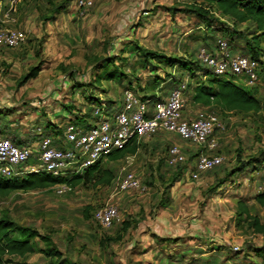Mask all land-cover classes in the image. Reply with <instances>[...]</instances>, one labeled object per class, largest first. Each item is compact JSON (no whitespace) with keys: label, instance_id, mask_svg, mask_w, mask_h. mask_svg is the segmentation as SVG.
<instances>
[{"label":"rangeland","instance_id":"rangeland-1","mask_svg":"<svg viewBox=\"0 0 264 264\" xmlns=\"http://www.w3.org/2000/svg\"><path fill=\"white\" fill-rule=\"evenodd\" d=\"M61 1L21 0L12 11L11 25L26 31L28 38L19 47L0 48V129L5 130L0 137L17 132L32 145L37 138L31 137L30 130L37 125L53 131L61 130V125L79 113L90 119L96 102L87 98L90 94L120 106L124 89L131 87L142 96L146 93L142 87L149 88L155 77H160L157 94L166 96L172 88L169 73L179 78L183 71L159 59L144 66L140 47L167 56L199 59L203 49L214 52L217 40L224 38L232 52L243 54L239 48L256 33L249 22L237 25L217 14L220 21L211 27L181 10L202 0H94L83 15L74 0L66 10L55 12ZM221 26L237 29L243 36L230 40L219 30ZM261 40L264 62V36ZM106 59L114 63L104 64ZM41 63L39 75L19 85L22 75ZM116 67L126 72L122 83L96 82L97 75ZM182 80L191 83L187 73ZM235 82L243 85L237 77ZM191 87L186 97L187 109L193 115L205 107L191 101ZM253 90L262 104L257 113L224 115L218 109L211 110L220 115L226 128L217 134V148L206 152L222 155L224 161L201 173L197 180L189 173L195 153L205 149L175 133L161 132L143 140L130 158L102 159V167L116 173L112 185H82L63 194L54 187L16 191L0 197V216L7 213L19 224L50 233L64 257L83 264H264L258 253L264 246V234L255 232L237 213L238 201H243L264 223V205L255 199L264 190V68ZM64 104L74 105L73 110L65 109ZM172 144L184 151V164L168 165L167 149ZM251 160L233 175L242 163ZM127 171L148 188L120 191L119 177ZM222 179L224 182L218 183ZM107 204L116 205L119 215L110 227L95 218V211ZM88 205L92 206L90 217L84 214ZM128 220L132 226L124 231L122 222ZM118 235L123 238L106 246L100 244L105 236ZM45 247L39 242L37 252L12 256L7 264H55V258L40 251Z\"/></svg>","mask_w":264,"mask_h":264},{"label":"built area","instance_id":"built-area-1","mask_svg":"<svg viewBox=\"0 0 264 264\" xmlns=\"http://www.w3.org/2000/svg\"><path fill=\"white\" fill-rule=\"evenodd\" d=\"M20 1L0 0V48L19 47L27 41L26 31L11 25L12 11ZM74 1L82 15L94 3V0ZM199 60L218 75H234L245 86H253L259 79V61L250 55L233 54L224 38L217 40L215 52L203 49ZM187 90V80L178 82L166 96L157 98H146L126 88L122 105H110L106 101L95 103L90 119L84 117V121H79L71 118L60 126L59 133L39 125L33 127L30 131L37 141L32 145L20 146L9 137H0V175L12 178L43 172L71 178L133 140L142 141L158 133L169 132L205 149L199 153L195 167L189 173L192 179L197 180L201 173L223 163L222 155L206 151L217 148V134L226 126L218 113L207 108L192 115L187 109ZM186 158L178 144L169 147L166 156L169 165L183 163ZM117 188L120 191H145L148 187L136 174L127 171L119 177ZM54 189L63 194L72 187L67 182H61ZM95 218L104 227H110L119 220L118 208L107 204L97 209Z\"/></svg>","mask_w":264,"mask_h":264},{"label":"trees","instance_id":"trees-1","mask_svg":"<svg viewBox=\"0 0 264 264\" xmlns=\"http://www.w3.org/2000/svg\"><path fill=\"white\" fill-rule=\"evenodd\" d=\"M70 1L71 0H62L56 7H54L55 12L59 13L66 10ZM171 9H175V7H171ZM181 10L195 15L203 23L211 27L214 26L215 22L220 21L217 17V14H219L221 17H227L233 22V24L238 25L249 22L250 24L254 25L256 32L255 35H253L251 39H247L245 41V44L240 47L239 50L246 53L243 54L250 55L251 57L259 61L260 75V72H262L264 68V62L262 60L263 54L261 53V36H264V0H202L200 4L191 3L184 5L183 9ZM220 23L224 24L222 22ZM219 30L223 34L229 35L230 40H234V38L236 37L241 38L243 36V33L237 29L230 31V29L221 26ZM210 36L214 37V35ZM139 51L141 53V57L143 58L144 66L147 65V63L152 59H159L161 63H165L166 65H169L171 67L179 66V69L183 71L179 78L175 74L169 73V75L172 77L170 79V84L172 87H174L178 82L182 81V77L187 73L191 78V83L188 82V87L191 84L192 94L190 98L194 104L204 106L205 108L207 107V109L209 110L218 109L220 113L224 115L232 112L257 113L262 109L261 101L256 96L253 90L254 85L245 86L237 84L235 82V76L232 74H229L231 76L218 75L211 69L206 67L204 64H202L199 59L190 57L179 58L175 56H167L164 54H159L155 51H149L144 47H140ZM232 53L235 54L234 52ZM107 62H109V64L114 63L113 59H106V62L104 64H106ZM109 64L104 66V68H106ZM41 66L42 63L31 67L28 72L22 75L21 79L18 82L19 85H23L30 79L36 78L41 71ZM154 68L155 67L153 66V70ZM125 76L126 72L116 67L110 71H104L101 74L97 75L95 80L98 83H101V80L103 79L107 81L119 80V83H122V79ZM159 78L155 77V79L153 80L154 84L149 86V88L147 86L142 87V91L146 92L142 95L143 97H160L157 94L158 87L160 85ZM131 83H129L128 86H131ZM87 98L90 101L95 100V103L102 102V99L92 94H90ZM108 101L113 104V101ZM64 108L72 111L74 105L64 104ZM84 117L85 115H83L82 117L78 115L75 118L76 120H79L80 118L79 121H84ZM49 124L53 125L54 127H58L57 123L52 124V122L50 121ZM4 126L10 127L11 125L6 124ZM4 132L5 130L0 129V133ZM55 132L59 133L60 130L57 129L55 130ZM30 134L31 137H34V139H36L35 135H33L32 133ZM3 137L11 138L14 143L20 146L30 145L27 141V138L20 136L19 134H17V132H15V134H13L12 136ZM142 143L143 140H133L123 148L111 153L107 157V159L109 161H118L126 158L127 156L136 155ZM263 152L264 151H262V153ZM199 153L200 152L195 153L196 158ZM252 161L253 160L242 163L240 167L233 171V175H235L239 170H244V166ZM185 162L179 163L177 165L184 164ZM221 164L213 167L212 169L220 166ZM253 169L257 170L256 167H253ZM122 175L124 174L122 173ZM115 179V171L109 167L103 168L102 159H100L93 165L88 167L83 173L76 174L71 178L55 177L52 174L43 172L28 173L26 175L12 178L0 175V197L9 196L16 191H36L53 188L56 184L61 182L69 183L72 189L88 184L96 187L110 186L113 184ZM222 182H224V179L218 181V183ZM255 199L259 204L264 205V190L257 193ZM91 209L92 206L90 205H88L84 209V214L86 217H90ZM237 213L238 215L243 216L248 221V224L253 228L255 232L264 234V223L261 221L258 215L252 213L249 205H247L243 201H238ZM131 226L132 220L122 222V229L124 231H127ZM122 238V235L105 236L103 239H101L100 244L102 246H106L107 244L113 241L121 240ZM39 242H42L46 245V247L44 249H40V251L44 252L49 257L55 258V264H83L82 262L64 257L62 252L59 251L56 246H54L52 235L50 233H41L32 226L19 224L11 219L7 213H3L0 216V264H7L11 261L12 256L26 257L29 254L37 252ZM258 253L260 254V256L264 257V246L258 249Z\"/></svg>","mask_w":264,"mask_h":264}]
</instances>
